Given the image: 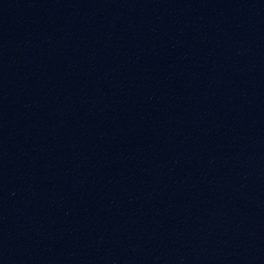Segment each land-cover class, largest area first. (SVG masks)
I'll use <instances>...</instances> for the list:
<instances>
[{
  "label": "water",
  "instance_id": "obj_1",
  "mask_svg": "<svg viewBox=\"0 0 264 264\" xmlns=\"http://www.w3.org/2000/svg\"><path fill=\"white\" fill-rule=\"evenodd\" d=\"M264 256V0H29Z\"/></svg>",
  "mask_w": 264,
  "mask_h": 264
}]
</instances>
